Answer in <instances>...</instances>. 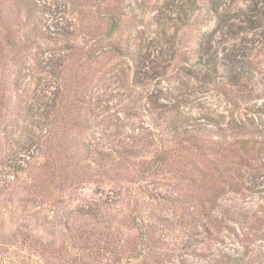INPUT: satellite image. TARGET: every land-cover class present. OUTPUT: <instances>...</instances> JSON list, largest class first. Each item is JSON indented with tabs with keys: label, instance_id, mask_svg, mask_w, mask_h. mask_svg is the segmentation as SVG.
<instances>
[{
	"label": "rangeland",
	"instance_id": "1",
	"mask_svg": "<svg viewBox=\"0 0 264 264\" xmlns=\"http://www.w3.org/2000/svg\"><path fill=\"white\" fill-rule=\"evenodd\" d=\"M0 264H264V0H0Z\"/></svg>",
	"mask_w": 264,
	"mask_h": 264
},
{
	"label": "trees",
	"instance_id": "2",
	"mask_svg": "<svg viewBox=\"0 0 264 264\" xmlns=\"http://www.w3.org/2000/svg\"><path fill=\"white\" fill-rule=\"evenodd\" d=\"M210 7L214 9V7L208 6L207 8L208 14L213 11ZM117 26H118V23L115 22V25L111 26L112 28H111V31L109 30V33H114L118 28ZM165 40L167 43H171V39H168L167 37H165ZM208 43L209 41L207 39L205 41H202L201 39L199 44L195 45L194 47H191L192 53L191 55H188L189 61H186V63L189 62L192 68L196 67L195 71L197 73L198 71H201L203 72L202 74H205L204 76L206 77L210 76L209 80H212L213 76L215 75L214 73L219 69V64L223 65V61L221 58H218L214 52L210 53ZM207 82L209 81L207 80ZM215 143L217 145V142ZM215 143H213L212 145H214ZM217 147L218 148H215V146H211L208 144V148H210V150L219 149L218 145ZM195 170L197 171V173H199V170H197L196 166H195Z\"/></svg>",
	"mask_w": 264,
	"mask_h": 264
}]
</instances>
